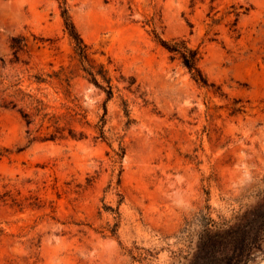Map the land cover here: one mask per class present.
I'll use <instances>...</instances> for the list:
<instances>
[{
  "label": "rangeland",
  "instance_id": "1",
  "mask_svg": "<svg viewBox=\"0 0 264 264\" xmlns=\"http://www.w3.org/2000/svg\"><path fill=\"white\" fill-rule=\"evenodd\" d=\"M66 8L114 95L83 71L58 0H0V103L21 89L85 136L43 141L53 128L18 112L32 107H0V264H264V0ZM156 36L197 50L209 86ZM231 227L258 236L244 260L199 252Z\"/></svg>",
  "mask_w": 264,
  "mask_h": 264
},
{
  "label": "trees",
  "instance_id": "2",
  "mask_svg": "<svg viewBox=\"0 0 264 264\" xmlns=\"http://www.w3.org/2000/svg\"><path fill=\"white\" fill-rule=\"evenodd\" d=\"M63 9L62 16L65 22V29L74 43L75 53L79 57V61L83 66V71L90 76L91 82L106 92L108 99H111L114 95L113 87L111 84V78L108 76L107 70L103 66H96L94 62L89 58L88 46L84 43L80 34L75 28L66 8V0H58ZM160 45L170 53L173 58L177 56L181 60L183 66L188 69L192 77L196 82L208 87V80L205 78L201 70L199 69L200 54L197 50H193L188 47L184 41H173L167 42L156 36ZM26 44H24L23 39L15 38L12 40L11 48L15 51L14 55L16 60L19 59V53L23 52ZM106 84V88L100 83ZM38 83L45 82L42 79L37 80ZM69 82V79L65 80ZM0 107L3 109H17L16 101L25 103L27 106L32 107L33 113H28L23 109L18 110L22 119L25 121L27 126L34 124L35 119L41 118L42 124L48 123L47 129L53 128V131L47 134L43 141H57L65 140L68 137L74 140L84 139L85 136L77 134L64 126H62V118L56 115H51L45 112L43 104L38 99H35L32 95L23 92L21 89L16 90L13 94H9L1 100ZM43 125L41 127H43ZM68 131V135H66ZM101 134L104 136V130H101ZM264 229L261 230V233ZM256 237V238H255ZM252 237L246 232L243 227L228 228L224 230H219L213 232L212 230H207L204 237L201 239V246L199 252L201 254H206L208 256L218 255L222 257L225 250H230L233 253V260L235 263H239L244 258L247 257L248 253L253 249L258 241V236ZM226 260V259H225ZM223 261V260H222ZM224 262V261H223ZM232 264V263H230Z\"/></svg>",
  "mask_w": 264,
  "mask_h": 264
}]
</instances>
